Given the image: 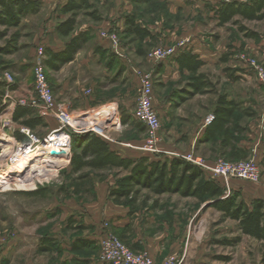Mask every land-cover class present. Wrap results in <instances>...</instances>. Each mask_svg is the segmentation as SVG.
Returning a JSON list of instances; mask_svg holds the SVG:
<instances>
[{
	"label": "rangeland",
	"instance_id": "374dc122",
	"mask_svg": "<svg viewBox=\"0 0 264 264\" xmlns=\"http://www.w3.org/2000/svg\"><path fill=\"white\" fill-rule=\"evenodd\" d=\"M64 1L66 0H42L40 13L27 15L22 18L18 27L9 28L8 33L17 30L21 37L16 52L7 54L0 51V71L2 73H10L14 80L12 68H18L22 71L24 79L25 77L31 78V70L29 71L32 66L31 62L34 60L37 47L43 45L40 42V33L48 34L49 39L52 40L51 32L49 33L48 30L54 27L57 17L60 16L58 14L59 6ZM90 1L92 9H95L101 17L100 20L94 21L84 11H81L78 16V24L93 22L94 26H89V29L95 31V37L98 25L104 21H112L111 18L108 20V15L115 3L122 9L121 15L132 13L138 24L155 31L156 35L150 40L135 38L129 40L125 39L117 30H109L116 34L122 46L123 64L125 62L135 70L149 72L154 69V63L146 60L144 54L139 55L138 49L145 53L156 46L173 45L178 41V38L194 32L211 37L212 43L223 49L224 53H231L235 56L244 54L254 58L264 69V58L251 52V39H248L239 29V26L242 25L246 29L254 31L256 37L259 34L264 35V18L260 21L240 22L239 20L237 24L230 22L219 26L216 19L209 16L206 10L207 6L211 7L217 0H201L205 3L204 7L197 4L199 0H185V4H179V6L176 5L177 0H152L148 3H131L129 0ZM39 27L43 28L42 31ZM3 30H5V26L0 24V32ZM7 37L8 34L0 36V47L5 44ZM43 47L45 48V46ZM20 60L29 62L20 68L17 66ZM103 66L91 65L90 68H84L80 65H64L58 71L45 69L51 88L58 90V97L55 96L56 102L64 104L68 112H71L72 107L77 105L76 103L65 104L67 91L65 89L62 91L61 86L56 87L55 85L65 84L72 75L93 78L92 85H86L84 89H88L84 90L85 93L81 91L80 95L85 96L86 94L87 97L98 96L100 93L105 95V102L101 107L93 105L75 111L81 113V116H86V121L81 125L82 128L93 125L98 132L92 133L103 139H109L111 142L131 143L134 146L131 149L137 151L138 155L153 159H163L169 156L183 159L182 156L193 153L194 156L202 158L207 163L209 161L213 163L216 159L223 157L219 153L220 150L216 149L215 143H208L199 146L197 150L194 149L192 139L194 135L197 137L198 128L194 132L183 131L184 127L192 128L191 124L197 123L194 117H198L194 112L195 106L204 102L208 110L209 107L211 108L215 100L214 92L203 97L180 99L173 93V90L178 88V83L175 80H171L165 86L158 83L153 76L155 105L157 107L162 103L168 105L159 111L160 127L154 150L147 151L143 149L147 139L146 127L135 122L131 114H128V111L135 108L137 80L133 71L130 70L129 76L125 75L124 78L115 79V82L110 84L108 81L102 82L103 80L100 78ZM121 67L124 69V65ZM256 77V81L253 78L247 85L241 82L232 85L222 78L220 72L215 73L217 91H227V93L236 96H240L242 92L244 95L246 93L244 101L252 113V116L242 118L244 128L239 133V137H249L253 145L246 157L236 160L253 158L261 168V175L256 181L230 178L229 188L225 189V192L228 191L229 194L238 193V199L244 200L249 206L254 200L251 195H260L262 196L260 199L264 201V134H261V126L259 127V124L261 125L264 121V97H262V95L264 96V86L262 83L259 84L258 76L256 75ZM178 79L182 80V77ZM69 84L72 83L69 82ZM117 98L119 99L116 105L118 125L112 127L107 125V122L109 115L112 116L113 107H115L111 102ZM79 105L84 106L82 103H78ZM201 112L204 113V111ZM73 115L75 113H71V116ZM94 116H98V119L104 123L93 122ZM126 116L129 117V120L123 123L122 119ZM47 117L51 118L47 127L29 128V136L21 133L25 137L23 140L16 139L12 134V132L20 133L19 131L23 127L20 122L12 120L4 122V119H7L6 116H2V120H0V132H6L14 137L8 141H0V264H58L61 259L67 256L72 264H91L93 259L98 258L97 243L104 233L111 232L120 238L110 226L106 216H103L98 223V225L100 224L98 228L101 231L98 239L94 238L97 233L91 229L93 226L82 223L84 218L92 221L95 217V214L86 211L87 208L84 209V206L90 207L89 204L96 200L87 190V187L91 185L90 178L101 179L107 174L105 171L90 170L84 180L78 181L76 174L71 172L69 161L67 162L65 158L58 160L59 155L55 156L56 159H53L54 155H45L43 159L30 162L20 172L10 173V175L3 174V171L14 162L17 154L25 147H35L44 144L45 141L48 142L49 139L54 141L56 137L50 133L59 127V122L55 118ZM104 124L107 126H104V131L101 132L100 128ZM55 134L58 137L61 135V133ZM48 135H50L49 138H47ZM44 138L47 139L44 140ZM232 183L246 186L247 191H251L250 194L244 195L242 198L241 193L231 190ZM80 190L86 191V195L84 194L82 197L81 193L78 194ZM32 191L35 192L31 193ZM144 199L143 197L142 200ZM185 206L188 211L189 209L196 210L200 205L198 202L189 203L186 201ZM173 221L180 223V229L176 236L180 241L182 240L180 243L181 253L176 256L182 259L181 264H260L261 244L254 238L241 234L235 221L228 218L223 219L221 213L213 208L202 205L197 213L180 214L177 220L171 216V221L168 222L169 234H172ZM157 229L160 230V227ZM86 235L93 237L91 239L93 245L88 250L75 252L63 247V241L75 240ZM42 237L52 239L53 243L49 250L38 249L37 243ZM235 237H240L239 241L232 245L221 243L223 240Z\"/></svg>",
	"mask_w": 264,
	"mask_h": 264
},
{
	"label": "crops",
	"instance_id": "0c3cea01",
	"mask_svg": "<svg viewBox=\"0 0 264 264\" xmlns=\"http://www.w3.org/2000/svg\"><path fill=\"white\" fill-rule=\"evenodd\" d=\"M67 1V0H66ZM64 1L60 4V6L64 5L66 3ZM116 2V1H115ZM201 7H204L201 0L197 1ZM176 5L179 6V4H185V0H177ZM128 4L131 6L130 2ZM59 6V7H60ZM214 5L207 6L206 10L208 11V15L213 17V9ZM40 13V11H39ZM59 14V13H58ZM122 14V9H120L119 5L115 3V6L113 9L109 10L108 20L112 21H104L100 25L97 26L98 31L96 32V37L94 36L95 31H92L89 29V26H94L91 23L86 24H78V17H77V26L75 30L73 31L72 35L77 34L79 31H89V40L83 44L81 49L74 55L73 59L69 62L65 63L64 65H80L84 68H90L91 65H104L103 69L101 71L100 78H102V82L108 81L110 84H113L115 79L118 78H124L125 75H130V70L133 71V67H129L125 62L123 64V49L121 44L119 43L118 52L121 55H118L115 52V48L113 47L110 40L104 35L107 31H120L124 27V15ZM79 16V15H78ZM64 16L60 15L57 17V21L60 19H63ZM263 19V18H262ZM260 19V20H262ZM260 20H240V22L243 21H260ZM56 21V23H57ZM51 29H49V33L51 32L52 40L49 39L48 34H42L40 33V42L45 46V48L51 50V51H61L64 48L65 41L67 39H64L58 35V33L55 30V25ZM230 23V22H227ZM227 23H224L219 26H224ZM232 23V22H231ZM218 24V23H217ZM96 27V26H95ZM42 31L43 28L39 27ZM118 28V29H117ZM152 36L154 37L156 35L155 31L153 29L147 28ZM243 32V31H242ZM244 33V32H243ZM188 37L190 39V43L188 44V48L186 51H190L192 54L197 56V59L202 62V64L199 66L197 73H202L205 75V77L212 83L215 91H217L216 88V82H215V73L220 72L222 75V78L224 80H227L232 85L234 83L241 82L242 84H249L250 80L253 79L256 81V74L246 67V65L238 60L237 55L231 53H224L223 49H220L218 46L214 45L212 43L211 37L200 33V32H194L189 35H184L180 38H178V41L182 38ZM248 39H251L252 43H250L251 46V52L255 55L262 56L264 58V35H256L254 37H247ZM145 40H150L149 36H146L144 38ZM143 39V40H144ZM218 41V40H217ZM158 45V44H156ZM96 47H99L101 51L107 50L105 55H102L100 51L96 50ZM108 53H112L114 60H112L111 65L109 66L107 64V61L111 59V57L108 58ZM224 54H228L226 60H223L221 57ZM115 55V56H114ZM146 58V57H145ZM147 60V59H146ZM28 60H20L18 61V67L22 68L24 64H28ZM33 62V61H32ZM31 62V64H32ZM63 65V66H64ZM122 65H124V69H122ZM62 66V67H63ZM61 67V68H62ZM31 68V69H30ZM29 68V71L31 70V78L24 79L22 75V71L18 68H12V74L14 76V87L12 88V92L15 98H24L28 99L34 96V88H33V72H32V66ZM60 68V69H61ZM153 70L149 71L151 72L152 76H154V79L157 80L158 83L167 85L168 82L171 80H175L176 83H178V88L173 90V93L178 96L180 99L184 98H190V97H203L206 96L212 92L207 93H195L193 95H190V91L192 90L191 87L187 85L188 82V76L190 75V72L187 69H182L179 67V64L177 62L176 57L171 58L162 62H159L158 64L153 65ZM59 69V70H60ZM58 71V70H56ZM2 74V71H0V75ZM134 77L137 80V86H138V76L133 71ZM182 77V80H179L178 78ZM179 80V81H178ZM71 82L72 84H69ZM100 82V81H99ZM154 82V81H153ZM93 83V78L91 77H80L79 75H72L65 84L58 83L55 86H61L62 91L65 89L67 91V95L65 96L67 105L76 103L77 106H73L71 113H78L75 112L77 110L88 108L90 106H98L101 107V105L105 102V95H102L100 93L98 96L93 97H87L88 95L85 94V96L80 95V92L82 91L85 93L84 87L90 86ZM83 84V85H82ZM109 84V85H110ZM261 84V82L259 83ZM3 83L0 82V88H2ZM264 86V85H263ZM88 89V88H87ZM86 89V90H87ZM137 89V88H136ZM154 89V87H153ZM211 89V87H210ZM54 97H58V90L57 88L53 90ZM219 92V91H217ZM222 92V91H220ZM227 94V98L234 100L241 109H246L247 112L249 111V106L244 101V97L247 96L246 93L242 92L240 96L232 95L230 93L224 92ZM215 100L211 108L209 107V110L206 108L207 105L202 102L197 107H194V112L197 113V116H194L197 123L191 124V127H184L185 132H194L196 128L199 130L197 131L198 135H194V138L192 139L193 147L195 150L199 148L201 145H206L209 142H203V132L208 125L207 118L212 115L215 109V102L217 98L216 92H214ZM262 97H264L262 95ZM119 102V99L114 100V102H111L113 105H117ZM78 103H82L84 106H78ZM110 103V104H111ZM154 107L156 108L159 117H160V110H163L166 108V105L163 103L160 104V106L155 105V98L153 99ZM106 105V104H105ZM23 109H26L27 111H23ZM201 111H204L202 113ZM1 115H5L8 120H12L14 122H20L21 126L28 127L27 125L23 124V120L32 121L34 126L32 129L44 126L47 127V125L50 123L51 118L49 117H40L37 115L36 111L26 105H15L10 106L8 105L5 109L1 111ZM130 112V113H129ZM134 110L128 111V114H131L133 117ZM16 113V118L13 120V114ZM36 114V115H35ZM2 117V116H1ZM240 117V120H239ZM248 118L250 115L238 113L237 112V124L239 125V132L243 131L244 123L242 122V118ZM37 118V121L34 119ZM33 119V120H32ZM200 119V120H199ZM260 127V124H259ZM30 128V127H28ZM193 129V130H192ZM192 138V137H191ZM107 141L109 147L111 150L116 151L118 155L124 158H130V159H136L139 158L140 155H138L137 151L131 149L134 146L131 143L123 144L119 142H111L109 139H104ZM219 140L216 145V149L220 150V147L218 145ZM212 144V143H211ZM253 143H251V139L249 137L247 138H239L236 141L235 148L240 150H247V153ZM221 151V150H220ZM220 153V152H219ZM221 155V153H220ZM169 159L172 158V156L167 157ZM151 160H156V158H151ZM209 163H212L209 161ZM71 169V167H70ZM90 170H93L91 168H84L80 172H76V177L79 173L88 174L90 173ZM95 170V169H94ZM101 171H105L107 174L102 177L101 179H95L90 178L91 185L87 187V190L91 192V195L95 197V201L90 203V207L84 206L83 208L87 210L90 213L95 214V217L93 219L95 220H87L84 218L82 223L84 225L91 224L93 228H91L93 231H95L97 234L94 237L95 239L99 238V233L101 232L98 228V223L100 219H102L103 216H106L109 220L110 226L113 228V230L116 231V233L120 236L121 240L132 250L134 251H145L153 260L155 261H161L165 257L170 255H180V246L181 242L176 236L177 232L180 229L179 221H173L172 222V234L170 235L168 233V229L170 227L168 226V222L171 221V216H173V219H178V215L184 214V213H197L199 208L202 205H205L208 208H213L209 206L211 203V200H204L200 201L196 197L193 196H183L182 194L178 192H165L162 194H155L151 192L149 189H142L137 195V198L134 202L130 204H126L124 201L122 202H115L111 200L108 196L109 190L112 187L116 186L117 180L124 176L127 171L123 170L121 168H114V167H108L104 169H100ZM204 178L205 179H211L209 176V173L206 171H203ZM86 178V177H85ZM78 181L84 180V178H76ZM216 182V181H215ZM231 190L233 192L237 191L242 194V198L245 195H249L247 193V187L244 185L238 184H231ZM81 193V194H80ZM82 197L84 194L86 195V191L80 190L78 192ZM145 198L142 200V198ZM253 199L256 198H262L260 195H251ZM142 201V202H141ZM188 201L189 203H199V208L196 210L189 209L186 211L187 207L185 206V202ZM215 209V208H213ZM216 210V209H215ZM218 211V210H216ZM219 212V211H218ZM220 213V212H219ZM162 216V217H161ZM170 217V218H169ZM169 220V221H168ZM94 221V222H93ZM107 221V220H106ZM91 222V223H90ZM97 222V223H95ZM157 227H160V230L157 229ZM175 231V232H173ZM172 235L174 236L172 238ZM101 236V235H100ZM82 238H87L91 240L93 237L90 236H83ZM74 240H65L63 241V247L67 250H71V244ZM99 241V240H98ZM41 239L39 240V243H37L38 249L40 250L41 247ZM98 244V243H97ZM72 251V250H71ZM62 261H67L68 263H71L69 260V257H64L59 261L61 263ZM58 263V264H59ZM72 264V263H71ZM91 264H103L98 258L93 259Z\"/></svg>",
	"mask_w": 264,
	"mask_h": 264
},
{
	"label": "trees",
	"instance_id": "16d2710c",
	"mask_svg": "<svg viewBox=\"0 0 264 264\" xmlns=\"http://www.w3.org/2000/svg\"><path fill=\"white\" fill-rule=\"evenodd\" d=\"M131 3H148L152 0H129ZM42 7V0H0V24L5 26V30L0 32V36L8 37L5 44L0 47V51L11 54L17 51L21 34L15 30L8 33L9 28L18 27L22 18L30 14L39 13ZM59 14L64 18L57 21L55 30L58 35L67 39L61 51H51L44 48L45 69L59 70L65 63L73 59L74 55L81 49L83 44L89 40V31H79L72 35L77 26V17L81 11L90 16L94 21H99L100 16L92 9L90 0H67L59 7ZM214 7H212L213 9ZM213 17L218 25L227 22L237 24L239 20H260L264 18V0H232L222 1L213 9ZM239 29L244 32L246 37H254V31L246 29L240 25ZM125 39L132 38L142 40L146 36L153 38L150 31L136 21L132 13L124 15V27L120 31ZM102 55L107 50L101 51ZM149 51V50H148ZM138 49V54L146 56ZM107 64L110 66L114 60L113 54L108 53ZM115 56V55H114ZM226 60L227 54L222 55ZM179 67L190 72L187 85L192 88L190 95L195 93L216 92L217 98L213 117L203 132V142L217 143L219 140L220 153L226 159H239L247 156V150L236 149V141L239 137V125L236 123L237 112L248 114L246 109H241L239 105L227 98L224 92L215 91L212 83L202 73H197L202 64L197 56L190 51H180L176 56ZM211 87V89H210ZM23 111H27L23 109ZM16 113L13 114V120ZM135 122L136 119L132 118ZM33 120V119H32ZM37 121V118L34 121ZM129 117L122 119L126 123ZM23 124L32 128V121L23 120ZM140 123V122H138ZM141 124V123H140ZM20 132V131H19ZM18 140L25 137L18 132H12ZM71 172L76 173L84 168L100 170L108 167L121 168L127 173L121 176L115 187L110 188L108 196L115 202L124 201L126 204L134 202L138 193L142 189H149L155 194L165 192H178L183 196H193L200 201L211 200L209 206L221 213L223 219H231L236 222L237 229L241 234L247 235L257 240L260 245L261 259L260 264H264V201L256 198L249 206L244 200L238 199V193L225 195V187L220 182L212 179H205L203 170L184 159L178 157L156 158L151 160L148 156H140L136 159L124 158L110 149L106 140L92 132L71 133V156L69 160ZM87 175L79 173L78 178H85ZM32 191L31 193H34ZM30 193V192H28ZM70 221V220H69ZM240 237L226 239L222 244L232 245L239 241ZM40 250H49L52 239L50 237L41 238ZM93 241L87 238H77L71 244V250L75 252L86 251L92 247ZM59 264H71L62 261Z\"/></svg>",
	"mask_w": 264,
	"mask_h": 264
},
{
	"label": "built area",
	"instance_id": "2783aa9c",
	"mask_svg": "<svg viewBox=\"0 0 264 264\" xmlns=\"http://www.w3.org/2000/svg\"><path fill=\"white\" fill-rule=\"evenodd\" d=\"M222 1L232 0H217L214 4V8ZM104 35L112 43L115 52L118 55H121L118 52L119 39L116 34L107 31ZM189 43L190 39L185 37L173 45L156 46L148 51L146 59L154 64H158L167 59L175 58L180 51L188 48ZM237 58L242 61L246 67L251 69L258 76L259 81L264 85L263 67L254 58L248 57L244 54L237 55ZM44 59V47L43 45H39L36 49V54L32 63L34 96L31 98H15L11 89V86L14 83L12 76L8 72H3L0 75V82L3 83L2 88H0V120H2L1 116H3L1 115V111L8 105H26L33 108L40 117L50 116L55 118L59 122V127L51 131L50 135L52 134V136H55L56 138L54 140H60L59 142L68 148V151L65 153V158L68 162L71 156V133L81 130L86 132L98 131L94 129L93 125H90L88 128L70 125V120L72 118H82V116L80 113H75V115L71 116V112L66 111L64 104L56 102L52 88L47 80ZM133 71L139 79L136 89L133 117L146 127L147 139L143 149L152 151L157 143L158 130L160 127V117L153 104V76L151 72L148 71H142L139 69H133ZM112 110V116L115 119H111L107 122V125L116 127L118 125V120L116 119V106L113 107ZM98 116H94L95 119H93V122L103 124L104 122L99 120ZM211 119L212 115L207 118V121L209 122ZM114 120H116V122ZM8 121L10 120L4 119V122ZM107 125H102L100 128L101 132L104 131V126ZM260 126V132L261 134H264V121H262ZM20 132L29 136L30 129L23 126L21 127ZM55 133H61L60 137ZM50 135H48L47 138H49ZM47 138H44V140ZM182 158L199 166L203 171L208 172L210 178L223 184L226 190L229 188L228 181L230 178L256 181L261 175V168L258 162L253 158L247 160H227L221 157L216 159L213 163H207L202 158L194 156L193 153H188L182 156ZM228 194V191L225 192V195ZM98 247V259L103 264H181L182 261V259L175 255L167 256L161 261H155L145 251L132 250L117 235L111 232H106L102 235L98 241Z\"/></svg>",
	"mask_w": 264,
	"mask_h": 264
},
{
	"label": "bare ground",
	"instance_id": "6f19581e",
	"mask_svg": "<svg viewBox=\"0 0 264 264\" xmlns=\"http://www.w3.org/2000/svg\"><path fill=\"white\" fill-rule=\"evenodd\" d=\"M80 115L82 114L80 113ZM111 119H115V118L109 115L108 122ZM84 121H86V116H82V118H72L70 120V125L75 127L77 126L82 127L81 125L84 123ZM12 138L13 137H11L8 133L0 132V141H8ZM66 151H68V148L65 145H62L59 141L57 142V140L52 141L51 139H49L48 142L45 141L44 144H40L35 147L33 146L25 147L15 157L14 162L16 163L13 162L12 164H10L3 171V174L10 175V173L20 172L26 166H28L30 162L35 161L37 159H43V156L45 155H54L53 159H56L55 156L57 157L59 155L57 159L59 158L58 160H64L65 157L63 156H65Z\"/></svg>",
	"mask_w": 264,
	"mask_h": 264
},
{
	"label": "water",
	"instance_id": "95a60500",
	"mask_svg": "<svg viewBox=\"0 0 264 264\" xmlns=\"http://www.w3.org/2000/svg\"><path fill=\"white\" fill-rule=\"evenodd\" d=\"M86 131H84V130H81V131H76L75 133H85Z\"/></svg>",
	"mask_w": 264,
	"mask_h": 264
}]
</instances>
